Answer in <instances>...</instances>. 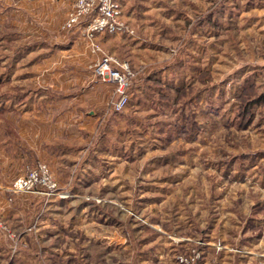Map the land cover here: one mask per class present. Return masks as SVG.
Here are the masks:
<instances>
[{
    "label": "rangeland",
    "instance_id": "rangeland-1",
    "mask_svg": "<svg viewBox=\"0 0 264 264\" xmlns=\"http://www.w3.org/2000/svg\"><path fill=\"white\" fill-rule=\"evenodd\" d=\"M57 2L0 0V146L31 145L3 209L44 164L76 227L55 264H264V0H124L118 34ZM106 58L133 75L120 111Z\"/></svg>",
    "mask_w": 264,
    "mask_h": 264
},
{
    "label": "crops",
    "instance_id": "crops-1",
    "mask_svg": "<svg viewBox=\"0 0 264 264\" xmlns=\"http://www.w3.org/2000/svg\"><path fill=\"white\" fill-rule=\"evenodd\" d=\"M57 6L65 17L73 9L71 0H58ZM14 132H18L20 138L8 133L7 140L0 146L1 185L11 183L21 175L17 172V166L30 159L28 153L31 145L26 138L27 128L23 126ZM11 198L15 202L13 208L7 211L3 208L8 205V196L0 193V216L10 221L9 227L18 237L15 245L0 229L1 264H55L54 257L61 255V248L73 247V232H76V227L64 224L60 219L62 215L57 213L59 211H54L58 198L37 193Z\"/></svg>",
    "mask_w": 264,
    "mask_h": 264
},
{
    "label": "built area",
    "instance_id": "built-area-1",
    "mask_svg": "<svg viewBox=\"0 0 264 264\" xmlns=\"http://www.w3.org/2000/svg\"><path fill=\"white\" fill-rule=\"evenodd\" d=\"M74 8L64 23V28L74 26H89L92 30L108 34L126 33L127 27L122 20V3L124 0H72ZM97 72L104 76L105 82L115 89L116 101L114 107L120 111L129 102L128 93L131 87L132 72L127 65L106 58L97 67ZM11 191L18 193L54 194L57 190L51 171L47 165L32 167L26 175L18 178L11 186ZM47 193V194H48ZM1 225V224H0Z\"/></svg>",
    "mask_w": 264,
    "mask_h": 264
}]
</instances>
